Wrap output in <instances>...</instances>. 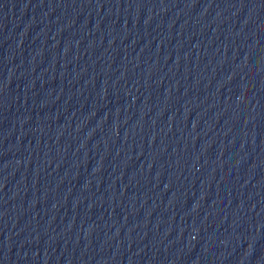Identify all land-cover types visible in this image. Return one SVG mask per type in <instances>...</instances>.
<instances>
[{
    "label": "water",
    "instance_id": "95a60500",
    "mask_svg": "<svg viewBox=\"0 0 264 264\" xmlns=\"http://www.w3.org/2000/svg\"><path fill=\"white\" fill-rule=\"evenodd\" d=\"M0 264H264V0H0Z\"/></svg>",
    "mask_w": 264,
    "mask_h": 264
}]
</instances>
